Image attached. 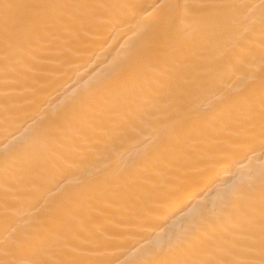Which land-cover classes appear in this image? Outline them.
Segmentation results:
<instances>
[{
	"label": "bare ground",
	"instance_id": "obj_1",
	"mask_svg": "<svg viewBox=\"0 0 264 264\" xmlns=\"http://www.w3.org/2000/svg\"><path fill=\"white\" fill-rule=\"evenodd\" d=\"M69 2L94 7L46 34L7 78L0 42V259L65 209L93 264L181 259L161 246L264 173V139L242 103L259 108L264 0ZM173 4L193 7L172 46L144 59ZM206 4L248 7H194Z\"/></svg>",
	"mask_w": 264,
	"mask_h": 264
},
{
	"label": "snow or ice",
	"instance_id": "obj_2",
	"mask_svg": "<svg viewBox=\"0 0 264 264\" xmlns=\"http://www.w3.org/2000/svg\"><path fill=\"white\" fill-rule=\"evenodd\" d=\"M92 7L69 0H33L26 3L0 0V42L3 45L5 77L15 72L18 66H28L27 60L33 46L46 34L76 21L83 10ZM167 7V18L152 47L144 53L146 60L154 52H166L172 46L173 33L181 26L187 10L193 6L173 4ZM194 7L208 10L248 6L206 4ZM251 24V17H245L246 31ZM260 31L261 59L264 61V5L261 6ZM237 35L234 32L232 39L235 40ZM260 88L258 110L251 98H245L242 103L250 130L254 131L258 126L264 139V77ZM238 91L243 92L242 89ZM219 100L230 103L231 97L221 95ZM181 125L182 122L177 121L165 126L161 130V140L172 136ZM63 213L52 229L42 234L17 237L11 246L6 244L0 264H93L81 258L86 251L87 241L63 222L71 210L65 209ZM175 250L183 253L181 259H162L153 264H264V173L258 185L254 179L236 185L217 204L182 226L174 238L161 246L160 253L167 255ZM52 256L55 258H50Z\"/></svg>",
	"mask_w": 264,
	"mask_h": 264
}]
</instances>
